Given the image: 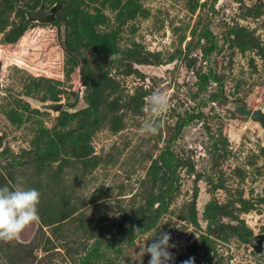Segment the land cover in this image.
Returning <instances> with one entry per match:
<instances>
[{
	"label": "rangeland",
	"instance_id": "rangeland-1",
	"mask_svg": "<svg viewBox=\"0 0 264 264\" xmlns=\"http://www.w3.org/2000/svg\"><path fill=\"white\" fill-rule=\"evenodd\" d=\"M44 1L59 24L0 0V186L40 193L39 221L0 241V264H148L156 232L175 245L169 264H264V126L251 119L264 56L234 42L264 45V0ZM209 71L220 83L203 87ZM155 91L168 110L140 135Z\"/></svg>",
	"mask_w": 264,
	"mask_h": 264
},
{
	"label": "clouds",
	"instance_id": "clouds-1",
	"mask_svg": "<svg viewBox=\"0 0 264 264\" xmlns=\"http://www.w3.org/2000/svg\"><path fill=\"white\" fill-rule=\"evenodd\" d=\"M109 56V60L114 59ZM146 111L151 116L139 129L140 135H156L161 126L160 116L167 112L169 107V96L163 91H155L146 97ZM40 193L35 188L23 187V179L17 178V183L10 188L7 185L0 186V241L10 242L18 239L21 232L29 225L39 221L38 204ZM141 229L137 228L136 231ZM151 243L144 245L143 255L148 254V264H169L174 260L173 254L169 251L175 247L170 243L171 236L167 232H157ZM148 240V239H147ZM183 264H192V260H186Z\"/></svg>",
	"mask_w": 264,
	"mask_h": 264
},
{
	"label": "trees",
	"instance_id": "trees-1",
	"mask_svg": "<svg viewBox=\"0 0 264 264\" xmlns=\"http://www.w3.org/2000/svg\"><path fill=\"white\" fill-rule=\"evenodd\" d=\"M8 2L9 5L11 6H16L17 5V0H6ZM44 1V0H42ZM41 2H39V4L35 7H30V6H27L26 7H29L30 9H35L36 7H38L40 5ZM45 3V1H44ZM46 5V4H45ZM18 6V9L19 11L20 10V5H17ZM47 7V5H46ZM23 14L24 12L21 11ZM61 22V19L57 16V14L55 15L53 21L51 24H54V25H57ZM25 25L24 24H21V26L19 27L20 28V33L21 31L24 29ZM239 33V32H238ZM238 33H235L236 37H235V41L240 47H248V48H254L256 50H258V52L264 56V45L258 41V40H255L253 38H250L248 36H244L243 34H238ZM72 49V53L75 51V52H78L77 50L73 49V47H70L69 50ZM211 51V48H205L204 52L207 53ZM96 75V72L90 70V69H87V67L85 66V64L82 66V69H81V77H82V80H83V83L84 84H88L91 80H93L94 76ZM209 79H212V81H218V83H220V81L218 80L216 74L213 72V71H209L207 74H202L200 76V81H201V86L204 87L203 83L205 84L207 82V80ZM210 97L211 98H214V99H219L221 97V94L216 91V92H212L210 94ZM222 99V98H221ZM184 122H182L180 124L181 127H183V125L185 124V121L187 120H183ZM172 158H174V154L173 152H171L170 149H166L165 151H163L160 155V160L162 161V167L164 169H169V166L171 165L172 163ZM157 162H154V165H156ZM152 169V173L153 175H156L155 174V171L153 169V167L151 168ZM157 177V176H156ZM159 216L158 214H155V215H149V217L146 218L145 220V226H149L150 224H152L153 222L151 221H154L156 219H158ZM211 225H214V224H211V220L208 224L209 227H211ZM209 241H210V238L209 237H204L200 243L199 246H201L203 249L205 250H208V247H209Z\"/></svg>",
	"mask_w": 264,
	"mask_h": 264
},
{
	"label": "water",
	"instance_id": "water-1",
	"mask_svg": "<svg viewBox=\"0 0 264 264\" xmlns=\"http://www.w3.org/2000/svg\"><path fill=\"white\" fill-rule=\"evenodd\" d=\"M20 10L26 15V23L28 22H38L41 24L52 23L56 15V4H53L49 8L46 7L44 1H41L40 5L35 9H30L26 6H20ZM40 107L45 109H51L52 111H60L62 108L61 102L52 103H42ZM251 119L258 121L262 126H264V111L261 108L254 109L251 112ZM258 237L255 235L252 238L251 246H255Z\"/></svg>",
	"mask_w": 264,
	"mask_h": 264
}]
</instances>
